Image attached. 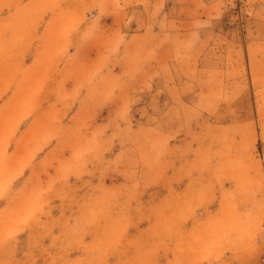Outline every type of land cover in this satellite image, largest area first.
<instances>
[{
  "label": "rangeland",
  "instance_id": "obj_1",
  "mask_svg": "<svg viewBox=\"0 0 264 264\" xmlns=\"http://www.w3.org/2000/svg\"><path fill=\"white\" fill-rule=\"evenodd\" d=\"M46 6L59 13L52 21L58 36L42 38L52 50L37 58L65 63L56 45L66 46L75 77L104 75V113L90 98L73 122L65 100L43 117L57 147L40 189L25 196L18 178L0 181V264H205L189 255L207 251L210 231L224 239L216 244L217 264H264L256 257L264 254V196L239 163L259 149L256 132L240 126L243 109H251L242 41L264 42V0ZM65 13L71 19L60 18ZM209 44L215 47L206 67L215 71L218 97L200 108V88L209 85L195 83L194 68ZM241 73L243 84H225ZM90 87L98 91L92 80ZM225 110L235 112L228 130L218 128ZM210 161H218L212 169Z\"/></svg>",
  "mask_w": 264,
  "mask_h": 264
},
{
  "label": "crops",
  "instance_id": "obj_2",
  "mask_svg": "<svg viewBox=\"0 0 264 264\" xmlns=\"http://www.w3.org/2000/svg\"><path fill=\"white\" fill-rule=\"evenodd\" d=\"M56 2L58 0H0V181L18 178L21 183L17 190H24L19 193L25 196H34L37 192L36 188L40 189L45 167L51 162H49V154H55L56 133L47 128L48 119H43V117H51V108H57L60 106L59 101L65 100V107L70 115L68 121L73 122L78 114H82L83 108H87L88 111V105L86 107L84 100L92 98L99 102L98 115L104 113L102 105V101L106 99L104 75L91 79L93 84L98 85V91L91 92L89 78L74 76V66L68 59L66 46L59 48V45H56L57 50H63V57L68 55L65 63L63 58L58 63L37 58L41 51L52 50V46L42 43V38L52 34L58 36L57 28L52 27V21L59 19V13L57 10L47 9V6L45 10L42 9V4ZM65 14L60 18L71 19V16ZM42 24L46 27H41ZM242 42L251 109H243L240 126L242 132H256L259 149L257 156L252 153L243 154L239 163L243 165V170H246L243 173L244 177L257 180L258 193L264 196V42L261 43L260 37L256 41L246 40L244 37ZM213 47L214 44H209L204 52L197 56V64L194 68L195 83L209 85L207 91L200 88L198 98L200 108L206 100L218 97L213 87L215 71L206 67L209 65L207 60H212ZM56 66L57 69L62 66L63 69L70 70L63 73L56 70ZM243 77L244 73H241V78L239 74L231 78L227 77L225 84L233 85L239 82L243 84ZM243 89L241 86V90ZM221 113L225 114L226 119L218 128L228 130L229 126H233V115L230 116L232 120L228 116L235 112L225 110ZM56 114L57 112H54V116ZM213 126L214 124H210L209 134H213ZM203 129L200 128L201 136ZM197 140L202 146H206L205 143L211 146V143L204 142L202 138ZM250 151L247 149V153ZM231 159L232 157H226L223 162L227 164ZM217 162H209L211 169ZM230 175L234 177L233 172ZM3 208L6 209V205ZM261 212H264L262 207ZM260 228L259 235L262 236L264 225L262 224ZM207 234L208 236L204 237L207 251L202 254L191 252L189 256L191 258L199 256L201 260L206 261L205 264H217L218 259H222V255L216 252V244H222L224 239L222 237L219 239L220 236L213 231ZM259 239L264 243V235L258 237ZM225 242H229V239L226 238ZM257 256L264 258L263 253Z\"/></svg>",
  "mask_w": 264,
  "mask_h": 264
}]
</instances>
